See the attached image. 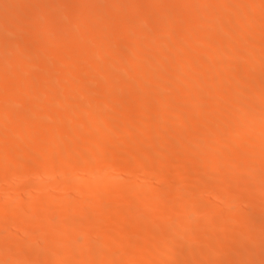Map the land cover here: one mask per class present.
I'll return each instance as SVG.
<instances>
[{"label":"bare ground","instance_id":"6f19581e","mask_svg":"<svg viewBox=\"0 0 264 264\" xmlns=\"http://www.w3.org/2000/svg\"><path fill=\"white\" fill-rule=\"evenodd\" d=\"M0 251L264 264V0H0Z\"/></svg>","mask_w":264,"mask_h":264},{"label":"rangeland","instance_id":"374dc122","mask_svg":"<svg viewBox=\"0 0 264 264\" xmlns=\"http://www.w3.org/2000/svg\"><path fill=\"white\" fill-rule=\"evenodd\" d=\"M166 4H167V3H166ZM166 4H165V5H166ZM165 5H163L162 7H160V9L165 8L164 10H167L168 8L171 7V4H170V3H168L167 6H165ZM169 5H170V6H169ZM166 7H168V8L166 9ZM199 9H201L200 12L203 11V8H198L197 10H199ZM164 10H163V11H164ZM197 10H196V12H197ZM28 16H29V15L24 16V17H22V18H18V19H17L18 22H17V21H16V22H17V23H20V22H21L22 20H24V18H25V20L28 21L27 23H30V21H31V17H30V19H29ZM70 16H71V17H72V16L74 17V16H75V13H74V12H71V13H70ZM26 17H27V18H26ZM15 20H16V19H15ZM25 20H24V23L26 22ZM19 21H20V22H19ZM181 21H183V20H181ZM22 22H23V21H22ZM178 22L181 23L180 21H178ZM183 22H184V21H183ZM154 23H157V21L155 20ZM255 23H256V22L253 23V26H254L255 29H257L255 26H257L258 23H257V24H255ZM157 24H158V25L160 24V20H158V23H157ZM157 24H154V25L157 26ZM260 27H261V25L258 26V28H260ZM131 35H132V34H131ZM133 35H134V34H133ZM59 37H61V36H59ZM131 37H132V36H131ZM54 38H55V40H54ZM54 38H52L53 41H52V39H50V41H52V42L49 41L50 44H51V43L54 44V43H53L54 41H55L56 44H57L58 42L62 41V40H58V39H57L58 36H55ZM35 39H36L35 41L37 42L38 38L35 37ZM56 39L58 40V42L56 41ZM59 39H62V37L59 38ZM67 40H69V39H67ZM71 40H72V39L70 38L69 41H71ZM82 40H83V39H80V38H79V39H77L76 41H79V42H80V41H82ZM35 41H34V42H35ZM73 41H75V39L72 40V42H73ZM56 44H55V45H56ZM106 45L110 46L111 44H106ZM106 45H105V48H104V49L110 51L111 48H110V47H109L110 49L107 48ZM52 47H53V45L50 46V48H49L50 52L53 51V50H52ZM113 47H114V46L112 45V49H111V51L115 48V47H114V48H113ZM106 48H107V49H106ZM47 50H48V49H47ZM47 50H46V51H47ZM108 51H107V52H108ZM48 52H49V51H48ZM48 52H46V53H45L46 55H44L46 58H45L44 56H42L43 59H45V60H44V64H45V63L50 59V57H51V56H50V53L48 54ZM55 53H56V54H55ZM57 53H59V52H53V53H51V55H52L51 59H53L54 57H55V58L57 57L58 60L64 58L63 55H65V54H63V53L61 52L59 56H62V57L60 58V57L57 55ZM61 54H62V55H61ZM54 55H55V56H54ZM47 56H49V59L47 58ZM232 56H233V55H232ZM232 56H231V58H232L233 60H235V58H236V60H239L238 58H239L240 55L235 54L233 57H232ZM42 57H41V60H42ZM106 57H107V56H106ZM109 57H111V56H109ZM105 59H106V58H105ZM107 59H111V58H107ZM107 59H106V61H105V60H104V61H105V62L109 61V60H107ZM41 60H39V63H41L40 66L44 65V64L42 63L43 61H41ZM53 60L56 61V59H53ZM233 60H232V62H233ZM40 61H41V62H40ZM45 61H46V62H45ZM198 62H199V61H198ZM234 62H235V61H234ZM128 63L131 64L132 66H136V67H134L135 69H136L137 66H138V65H133V64L130 63V62H128ZM140 63H141V66H142L143 63H142V62H140ZM140 63H138V64L140 65ZM9 64H10V63H9ZM129 64H127V65H129ZM132 66H131V67H132ZM129 67H130V65H129ZM138 68H140V67H138ZM133 70H134V69H133ZM236 76H237V77H238V76L241 77V75H239V74L236 75ZM236 76H235V77H236ZM237 80L240 81V78H238ZM209 85L212 86L213 84L211 85V83H210ZM119 102H120V101H119ZM119 102H118V104H120ZM116 103H117V102H116ZM116 103H115V104H116ZM115 104H114V105H115ZM120 105H121V104H120ZM120 105H119V106H120ZM116 106H117V105H116ZM257 110H258V109H257ZM257 110H256V108H250V109L246 110L245 112H243V114L245 113V114H246V117H248V116H249V117H252V116L255 115V114H252V115H251V113H254V112L256 113ZM247 111H248V113H247ZM219 112H221V113L223 114V116H224L225 113H226V115L228 116L227 112L224 113V112H222V111H217L216 114H218ZM257 112H258V111H257ZM221 113H219L218 116H220ZM228 113L230 114V116H228V117H231V116H232V115H231L232 113H235V114H236V112H232V113L228 112ZM216 114H214V116H215ZM235 114H234V116H235ZM243 114H242V115H243ZM249 114H250L251 116H250ZM256 114H257V113H256ZM136 115H137V114H135V117H134V118H137L138 122H139V120H141V119H143L144 121H146V120L148 119V115H147V117H145V119H144V117H142V116L139 117L138 115H137V116H136ZM226 115H225V116H226ZM247 115H248V116H247ZM216 116H217V115H216ZM227 116H226V117H227ZM236 116H237V114H236ZM236 116H235V117H236ZM243 116H245V115H243ZM232 117H233V116H232ZM137 120H135V121L137 122ZM143 120H142L141 122H144ZM139 123H140V122H139ZM174 161L178 163V160H175V159H174ZM175 162H174V164H175ZM231 190H232V189H231ZM234 190H235V189H234ZM8 192H9V191H6L5 193L7 194ZM17 192H18V191L16 190L15 193H17ZM231 192H232V191H230L229 193L231 194V197H232V193H233V192H232V193H231ZM234 192H236V191H234ZM18 193H20V192H18ZM3 194H4V191H3ZM6 194H4V195H6ZM233 204H235V203H233ZM243 204H244V203H243ZM259 204H260V202H259ZM199 213H200V212H199ZM197 215L199 216L200 214H198V212H197L196 216H197ZM198 216H197V217H198ZM200 216H202V215H200ZM200 216H199V217H200ZM260 223H261V222H258V221H255V222H253V223H251V224H247V223H246V225L243 223V224L245 225L243 228H244V230L246 229V231H250V228H251V227H252V228H253V227L256 228L258 225H261ZM172 224H175V223H172ZM240 224H242V223H240ZM238 226H239V225H237V227H238ZM240 227H241V226H240ZM258 227H260V226H258ZM238 228H239V227H238ZM247 228H248L249 230H248ZM252 228H251V230H253ZM254 230H255V229H254ZM60 235H62V234H60ZM29 245H30V246H29ZM27 246H29V248H31V246L34 247L35 244H33V243L30 244V243H29V244H27ZM33 247H32V248H33ZM2 252H3V251H0V254H1V255L3 254ZM11 264H13V263H11Z\"/></svg>","mask_w":264,"mask_h":264}]
</instances>
